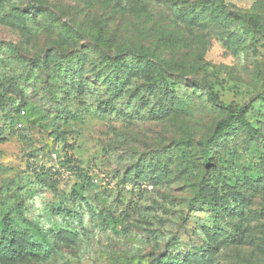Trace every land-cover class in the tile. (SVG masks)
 Wrapping results in <instances>:
<instances>
[{
  "label": "rangeland",
  "instance_id": "1",
  "mask_svg": "<svg viewBox=\"0 0 264 264\" xmlns=\"http://www.w3.org/2000/svg\"><path fill=\"white\" fill-rule=\"evenodd\" d=\"M230 104L260 132L220 138L206 167ZM11 240L0 264H264V0H0Z\"/></svg>",
  "mask_w": 264,
  "mask_h": 264
},
{
  "label": "trees",
  "instance_id": "2",
  "mask_svg": "<svg viewBox=\"0 0 264 264\" xmlns=\"http://www.w3.org/2000/svg\"><path fill=\"white\" fill-rule=\"evenodd\" d=\"M137 55H135L136 57ZM141 58L143 60L149 61V56L147 54L141 55ZM138 55L137 57L140 58ZM210 94H212L210 92ZM5 108L7 109L6 115L9 119V125L10 127L14 128L15 130H24L25 129V124L22 129L17 128V122L22 121L24 123V120L27 116L26 109L23 106L15 105L14 103H9L7 102L5 104ZM22 110H25L26 115L21 116L20 112ZM227 115L225 120L220 124L214 132L209 136L207 140H205L202 143V156H203V163L206 167H209L212 163V153H211V147L215 143L219 141L220 138L224 137L225 135L229 134L230 132H236L238 128L244 127L247 128V130L252 133V134H257L260 132L259 128H255L247 119H246V114L248 112V105L243 104V105H233L230 104L228 107H226ZM240 126V127H239ZM53 151V150H52ZM51 151H49L48 156L50 155ZM60 160V155L59 158ZM71 162V160H70ZM49 171H55L56 169L50 168L48 169ZM203 189L202 186H199V189L197 191V195L202 198L211 208H214L216 210L215 203L212 199V197L209 194H203ZM46 240V239H45ZM9 247L11 250H6L4 247H0V258L4 260L11 259L14 255L15 251H18L21 249L22 245L19 243V241L11 240L9 243ZM26 248H28L32 253L34 254H43L46 250L44 248L45 246L43 244H26ZM170 262V261H176L175 258H170V259H164L163 262Z\"/></svg>",
  "mask_w": 264,
  "mask_h": 264
},
{
  "label": "built area",
  "instance_id": "3",
  "mask_svg": "<svg viewBox=\"0 0 264 264\" xmlns=\"http://www.w3.org/2000/svg\"><path fill=\"white\" fill-rule=\"evenodd\" d=\"M20 115L22 117L25 116L26 115L25 110H22L20 112ZM16 126H17V128L22 129L23 126H24V123L22 121H18ZM48 157H50L51 160H57L59 158V155H58L57 151L53 150V151H51V153H50V155Z\"/></svg>",
  "mask_w": 264,
  "mask_h": 264
}]
</instances>
